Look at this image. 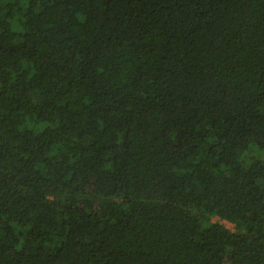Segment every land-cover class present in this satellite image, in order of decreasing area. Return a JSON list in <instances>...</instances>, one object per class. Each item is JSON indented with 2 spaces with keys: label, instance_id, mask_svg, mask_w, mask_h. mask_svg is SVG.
I'll return each instance as SVG.
<instances>
[{
  "label": "trees",
  "instance_id": "trees-1",
  "mask_svg": "<svg viewBox=\"0 0 264 264\" xmlns=\"http://www.w3.org/2000/svg\"><path fill=\"white\" fill-rule=\"evenodd\" d=\"M0 264H264V0H0Z\"/></svg>",
  "mask_w": 264,
  "mask_h": 264
},
{
  "label": "rangeland",
  "instance_id": "rangeland-1",
  "mask_svg": "<svg viewBox=\"0 0 264 264\" xmlns=\"http://www.w3.org/2000/svg\"><path fill=\"white\" fill-rule=\"evenodd\" d=\"M254 151V153L253 154H255L256 153V150L255 149H253ZM222 223L227 227V228H230L231 230H234V228H233V225L231 224V223H229V222H227V221H222Z\"/></svg>",
  "mask_w": 264,
  "mask_h": 264
}]
</instances>
